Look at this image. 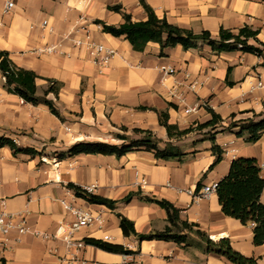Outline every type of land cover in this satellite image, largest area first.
I'll return each mask as SVG.
<instances>
[{"label":"crops","instance_id":"crops-1","mask_svg":"<svg viewBox=\"0 0 264 264\" xmlns=\"http://www.w3.org/2000/svg\"><path fill=\"white\" fill-rule=\"evenodd\" d=\"M12 1L13 10L4 14L0 0V51L7 52L18 68L37 76L36 96L43 97L51 83L58 87L57 97L50 93L46 99L59 116L44 104L25 103L8 93L0 73V136L41 153L13 155L8 147L0 148V212L9 214L15 226L24 222L29 229L24 234L13 229L7 237L0 235L5 264H74L73 257L89 264H229L208 252L195 233L183 229L176 230L187 236L186 243L180 244L123 236L117 214L131 221L137 234L161 232L169 226L166 212L142 197L168 201L180 211L181 222L194 224V230L214 243L229 240L235 251L264 264V245H253L250 225L224 216L216 193L197 202L189 193L218 183L227 176L232 160L264 163V131L254 143L246 141L247 135H237L242 122L264 117V57L241 51L217 53L202 42L188 50L177 45L162 56L159 45L149 42L137 52L124 37L104 33L96 23L117 27L124 22L123 14L133 22L144 21L139 0ZM143 1L158 18L178 28L207 31L217 39L221 28L236 32L249 26L264 43V0ZM86 34L117 52L106 67H95L85 48L74 47L73 42L85 40ZM52 46L59 54L34 53ZM161 66L172 67L175 73L163 74ZM259 81L262 87L257 86ZM207 108L218 116L216 123ZM160 113L167 115L169 125L190 132L169 139L159 124ZM133 129L152 132L160 149L169 143L183 156L161 160L144 150L119 158L68 154L77 143L119 145L116 135L134 136ZM211 138L223 151L212 169ZM61 154L65 156L59 158ZM68 184L84 190L93 187L92 194L116 201L115 209L75 197ZM133 192L140 196L123 203ZM259 200L264 204V190ZM62 202L102 213V225L71 234V217ZM35 234L51 238L43 240ZM85 239L122 246L132 253L106 252L86 245ZM76 241L83 247L77 249Z\"/></svg>","mask_w":264,"mask_h":264},{"label":"trees","instance_id":"trees-1","mask_svg":"<svg viewBox=\"0 0 264 264\" xmlns=\"http://www.w3.org/2000/svg\"><path fill=\"white\" fill-rule=\"evenodd\" d=\"M139 1L146 13L144 21L133 22L129 15L123 14L124 22L117 27L108 26L99 21L96 23L101 25L104 33L116 38L124 37L131 48L137 52L143 51L149 42L159 45L160 56L164 55L166 49L177 45L181 46L184 50H188L197 48L198 44L202 42L217 53L241 51L242 53L264 57V43L257 38L259 32L249 26H243L236 32L221 28L218 38L212 39L211 34L207 31L194 33L168 23L165 18H158L143 0ZM111 9L116 12L120 11L119 7H112ZM0 73L4 79L5 90L8 93L18 96L25 103L32 105L44 104L48 107L51 114L59 116L53 102L46 99V96L50 93L55 98L57 97L58 87L54 83L48 86L43 97L36 96L35 79L37 76L31 71L18 68L9 59V54L4 51H0ZM207 111L211 113L213 123H216L215 120L219 119L218 116L209 108H207ZM158 117L159 124L166 129L169 139H178L190 132V129L181 131L176 126L169 125L165 113H160ZM230 127H233V124H230ZM239 127L240 130L237 135H247L246 141L254 143L264 131V117L259 121L253 119L246 120ZM120 130L127 132V129L124 127L120 128ZM132 134L135 136L134 138L117 134L116 138L121 141L119 145L102 142L77 143L71 147L68 154L113 155L119 158L135 150H144L153 153L156 159L161 160H180L183 156L178 149L169 143L163 149H160L158 146L159 140L150 131L133 129ZM211 142L213 143L211 151L215 156V160L211 164L210 169L221 160L223 154V151L214 144L213 138H211ZM3 147H8L13 155L23 154L31 157L41 155V153L31 148L18 147L11 138L0 136V148ZM64 156L65 154H61L59 158H63ZM67 188L73 192L75 197L83 199L89 204L104 206L110 210H114L116 207V201L94 195L76 185L68 184ZM263 190L264 180L257 161L251 158H239L232 160L227 176L217 183L215 191L224 216L239 220L242 225L251 226L252 243L254 246L264 245V204L259 200ZM134 196H140V193H129L122 202L129 203ZM140 199L145 202L154 203L163 209L167 214L169 226L161 232L137 234L133 223L117 214L119 228L123 236H134L139 242L163 241L177 244L186 243L187 236L176 231L179 228L187 233H195L205 242L208 252L225 258L229 264H257L256 259L244 257L235 251L229 240L223 239L218 243H214L199 230H194V224L181 222L179 219L180 211L168 201L149 197H142ZM84 243L110 253L123 255H130L132 253L122 246L112 245L101 240L85 239ZM0 264H5L4 259L1 257Z\"/></svg>","mask_w":264,"mask_h":264},{"label":"built area","instance_id":"built-area-1","mask_svg":"<svg viewBox=\"0 0 264 264\" xmlns=\"http://www.w3.org/2000/svg\"><path fill=\"white\" fill-rule=\"evenodd\" d=\"M14 4L12 0H2V12L4 14H8L13 10ZM44 27H46V22H43L42 24ZM82 30V28H81ZM74 47H83L86 49L91 63L97 67V68H103L106 67L111 59L117 54V52L109 48L107 46H104L102 44H98L93 42L89 39V35H85V40H75L73 42ZM35 54H59L58 50L55 46L52 47H44L39 48L34 51ZM160 71L163 74L166 75H172L175 73L174 68L172 67H165L161 66ZM258 87H262L261 82L259 81L257 84ZM188 113V111H186ZM261 171V176L264 180V163L259 166ZM140 186H143L144 184L141 182L139 183ZM217 188V183H212L210 185H204L202 186L198 191L195 192H189L193 198L194 202H197L199 200L208 199L213 193H215ZM93 187L88 188L86 191L91 193L93 191ZM67 214L71 217V221L69 222V229L71 234L78 232L81 229L93 226V225H102L103 223V216L102 213H92L88 210L81 209L79 207H75L71 204H66L65 202H62ZM16 229L19 234H24L29 231L27 227H25L24 222H22L19 226H15L11 216L5 212H0V235L2 237H7L9 233ZM61 227L59 228V230ZM36 237L41 238L43 240L50 239L51 237L48 234H35ZM67 239V238H66ZM103 239L105 241H109V236H104ZM71 239H69L70 242ZM74 246L77 249H80L83 247V243L81 241H76L73 243ZM74 264H89V262L85 260H78L73 257L72 259ZM94 264V263H90Z\"/></svg>","mask_w":264,"mask_h":264},{"label":"rangeland","instance_id":"rangeland-1","mask_svg":"<svg viewBox=\"0 0 264 264\" xmlns=\"http://www.w3.org/2000/svg\"><path fill=\"white\" fill-rule=\"evenodd\" d=\"M131 138H133L134 136H130Z\"/></svg>","mask_w":264,"mask_h":264}]
</instances>
